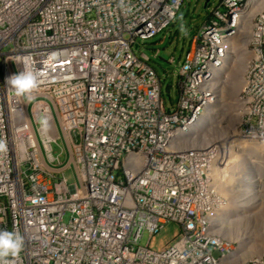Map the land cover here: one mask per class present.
Segmentation results:
<instances>
[{"label":"built area","instance_id":"built-area-1","mask_svg":"<svg viewBox=\"0 0 264 264\" xmlns=\"http://www.w3.org/2000/svg\"><path fill=\"white\" fill-rule=\"evenodd\" d=\"M186 1L0 0V230L25 241L8 264H264L217 232L227 199L212 183L215 148L174 139L211 107L215 68L264 0L212 9L168 107L138 42L166 30ZM248 49L238 132L264 138V8ZM25 62L38 74L30 99L6 84ZM168 222L179 233L152 248Z\"/></svg>","mask_w":264,"mask_h":264},{"label":"bare ground","instance_id":"bare-ground-1","mask_svg":"<svg viewBox=\"0 0 264 264\" xmlns=\"http://www.w3.org/2000/svg\"><path fill=\"white\" fill-rule=\"evenodd\" d=\"M262 8H264V3L258 7L250 8V12L245 14L247 19L238 36L241 41L239 46L241 55L235 58L234 45L231 47L229 58L220 67L215 68L212 88L216 97L211 107L200 121L191 125L188 130L179 131L174 136L175 141L184 147L197 144L215 148V172L212 183L217 193L227 199V204L220 205L217 210V217L214 219L215 227L222 237L237 241L242 256L249 257L264 255V244L256 247L258 241H264V194L262 193L264 165H260L262 161L257 163L255 160L252 161L251 153L253 151V154L258 157L259 154L257 155L256 151L260 148L263 150L264 143L260 140V143L249 146L245 145L244 141L243 144H240L239 149L243 154L238 155L231 147L233 144L228 143V140L236 134L235 130L230 129V133L228 131L229 137L216 135L214 128H221L222 123L214 122V120H218V117L216 119L214 116V119L213 113L216 112V108L217 112L221 109V115L232 110L231 108L235 104V95L243 87V73L251 56L248 44L251 38L252 18ZM234 60L237 63L231 67ZM237 100L241 101L239 97ZM236 113L241 114L239 111ZM238 114L235 118V128L242 121L241 115ZM219 141L222 143L219 146L215 145ZM247 157L249 158L248 162H245L242 168L243 159ZM255 187L260 190L257 194L252 193V190L256 189Z\"/></svg>","mask_w":264,"mask_h":264},{"label":"rangeland","instance_id":"rangeland-1","mask_svg":"<svg viewBox=\"0 0 264 264\" xmlns=\"http://www.w3.org/2000/svg\"><path fill=\"white\" fill-rule=\"evenodd\" d=\"M222 0H208V4L205 5L207 0H187L184 5L182 6L181 10L178 12L177 18L174 20V22L163 32L159 33L158 35L148 38V39H139V47L137 49V53L141 55L142 52L148 54L152 58V65L157 70L159 76L162 79L163 82V96L165 98L166 105L168 107L176 105V102L178 100V94H179V87L178 83L180 80L179 72L182 65V62L184 60V56L186 54V51L189 49V47L192 44V39L195 35V33L198 31L200 25L208 19L210 16L212 9L220 4ZM241 41L239 40V37L237 40H235V50H236V57L238 58L239 55H241L240 46ZM234 46V44L232 45ZM234 49V48H233ZM159 50V54L157 57H154L153 53L154 51ZM175 57V62H171V58ZM231 58L229 59L230 62ZM235 60L231 63V67L235 65ZM228 73V72H227ZM245 71L243 73L244 77ZM242 90V89H241ZM237 93L235 95V104L231 108L229 112H226L227 114L221 115V109L217 112L213 113V118L218 120H214L215 123L219 122L222 123V126L220 131H218V128H214V132L216 135L229 137L228 131L230 133V129L235 130L234 137H231L230 140H228L229 144H233L232 149L235 153L238 155H242L243 152L239 151L240 144L244 143L245 145L248 144L249 146L255 145V143H264V138L262 139H246L239 135V128L240 124L235 128V118L238 113L239 116L242 117V103L241 101L237 100V97L240 98V93ZM240 109V110H239ZM241 111V112H240ZM220 115V116H219ZM221 117V118H220ZM214 118V119H215ZM224 118V119H222ZM222 119V120H221ZM237 124V123H236ZM236 126V125H235ZM223 130V131H221ZM222 141L217 142L215 145H220ZM56 149H58L57 146H55ZM257 149V155L255 156L252 153V161L255 160V163L262 161L260 165H264V149L261 150ZM248 157L243 159V162L241 164V167L245 165V162H248ZM264 172V171H262ZM262 181L264 182V175H262ZM262 193L264 194V185L262 187ZM222 197V201H224ZM227 204V203H226ZM63 220L65 222H68L70 220V214L66 213L64 215ZM180 231V226L175 222H168L161 231L155 235L152 238V241L150 243L151 247L154 249H161L162 247L168 245L170 242L173 241V239L176 237V235ZM256 235V234H255ZM256 237V236H255ZM262 240V239H261ZM150 241L149 233L145 232L142 238V244L146 245ZM256 244V247H259L260 244H264V241ZM261 246V245H260ZM217 256H219L218 253H216Z\"/></svg>","mask_w":264,"mask_h":264},{"label":"clouds","instance_id":"clouds-1","mask_svg":"<svg viewBox=\"0 0 264 264\" xmlns=\"http://www.w3.org/2000/svg\"><path fill=\"white\" fill-rule=\"evenodd\" d=\"M6 84L17 96L30 99V94L38 87V74L28 62H25L21 71L6 79ZM41 122L46 124V118H42ZM3 147V143L0 142V148ZM24 243V237L19 232L0 230V264H8V258L17 256L22 251Z\"/></svg>","mask_w":264,"mask_h":264},{"label":"water","instance_id":"water-1","mask_svg":"<svg viewBox=\"0 0 264 264\" xmlns=\"http://www.w3.org/2000/svg\"><path fill=\"white\" fill-rule=\"evenodd\" d=\"M208 4V0H207V2L205 3V5H207Z\"/></svg>","mask_w":264,"mask_h":264}]
</instances>
